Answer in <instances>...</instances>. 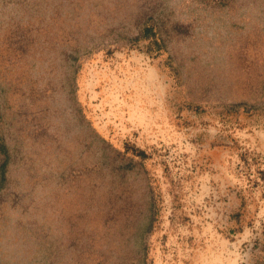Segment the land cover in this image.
I'll return each instance as SVG.
<instances>
[{
    "label": "water",
    "instance_id": "1",
    "mask_svg": "<svg viewBox=\"0 0 264 264\" xmlns=\"http://www.w3.org/2000/svg\"><path fill=\"white\" fill-rule=\"evenodd\" d=\"M150 19L187 102L264 106V0H0V264H145L147 175L85 119L72 58Z\"/></svg>",
    "mask_w": 264,
    "mask_h": 264
},
{
    "label": "rangeland",
    "instance_id": "2",
    "mask_svg": "<svg viewBox=\"0 0 264 264\" xmlns=\"http://www.w3.org/2000/svg\"><path fill=\"white\" fill-rule=\"evenodd\" d=\"M75 62L85 119L120 161L142 165L152 195L145 264H260L264 106L193 105L153 20ZM9 161L0 116V190Z\"/></svg>",
    "mask_w": 264,
    "mask_h": 264
}]
</instances>
